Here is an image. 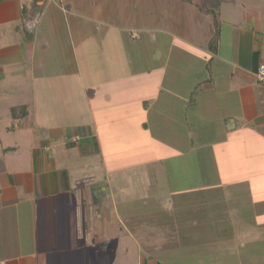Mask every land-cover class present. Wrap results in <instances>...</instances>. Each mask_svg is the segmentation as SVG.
Listing matches in <instances>:
<instances>
[{
	"label": "crops",
	"instance_id": "0c3cea01",
	"mask_svg": "<svg viewBox=\"0 0 264 264\" xmlns=\"http://www.w3.org/2000/svg\"><path fill=\"white\" fill-rule=\"evenodd\" d=\"M221 2L212 51V16L186 0H49L33 13L0 0V264H128L101 243L117 247L129 233L117 206L141 199L167 201L178 235L196 232L199 264L259 250L264 1Z\"/></svg>",
	"mask_w": 264,
	"mask_h": 264
},
{
	"label": "rangeland",
	"instance_id": "374dc122",
	"mask_svg": "<svg viewBox=\"0 0 264 264\" xmlns=\"http://www.w3.org/2000/svg\"><path fill=\"white\" fill-rule=\"evenodd\" d=\"M258 4L264 0H256ZM41 131V128H40ZM27 145H24V148ZM166 195L168 189L163 191ZM121 211L120 215L124 216L121 220L125 225L128 226L127 230L129 233L124 232L118 236L117 247H114L113 241L107 240L101 243V248L105 249L106 246L110 245L112 249H117V257L119 261L124 262L127 258V263L136 264L138 256L144 258V260L150 261V264H199L200 259L195 253V247L198 246L195 243L197 236L196 232H189V235H178L181 231H185L186 228L181 227V220L178 217V213L173 210L172 206L167 201H162L159 204H155V201L134 200L129 203H119L118 206ZM128 209V215L126 212ZM174 212V213H173ZM184 218L182 217V220ZM210 229V228H208ZM127 231V232H128ZM205 237L214 238L209 235ZM213 233V230H212ZM176 234L178 236H176ZM223 237L220 236L222 240ZM215 242L214 245L220 246L221 251L214 253L215 259L220 257L225 258L222 251V243ZM210 243H212L210 241ZM261 246L258 245L256 253L247 251L246 257L248 258L245 264H251L252 258L256 255H262L264 257V236H261ZM248 248V246H247ZM254 246H252V249ZM127 256V257H126ZM129 257V258H128ZM206 259H212V256L207 254ZM237 258L231 256V264H237ZM224 264V261H223ZM227 264V263H226Z\"/></svg>",
	"mask_w": 264,
	"mask_h": 264
},
{
	"label": "trees",
	"instance_id": "16d2710c",
	"mask_svg": "<svg viewBox=\"0 0 264 264\" xmlns=\"http://www.w3.org/2000/svg\"><path fill=\"white\" fill-rule=\"evenodd\" d=\"M202 11L209 14L214 20V33L209 41V48L212 51L219 49L220 37L222 32L221 5L223 0H186Z\"/></svg>",
	"mask_w": 264,
	"mask_h": 264
},
{
	"label": "built area",
	"instance_id": "2783aa9c",
	"mask_svg": "<svg viewBox=\"0 0 264 264\" xmlns=\"http://www.w3.org/2000/svg\"><path fill=\"white\" fill-rule=\"evenodd\" d=\"M21 3L22 8L29 12V13H33V9L34 7H41L43 5H45L49 0H19ZM35 17L34 18H29V17H25L23 18L27 27H32L33 29L37 28L41 19H42V15L43 12L42 11H38L36 13H34ZM256 76L258 81L264 85V63H262L257 72H256Z\"/></svg>",
	"mask_w": 264,
	"mask_h": 264
}]
</instances>
